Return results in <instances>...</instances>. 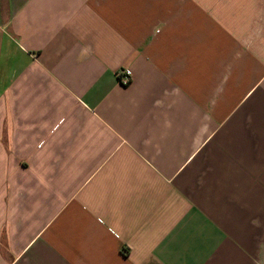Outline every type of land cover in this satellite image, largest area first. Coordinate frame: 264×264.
<instances>
[{
	"label": "crops",
	"instance_id": "obj_1",
	"mask_svg": "<svg viewBox=\"0 0 264 264\" xmlns=\"http://www.w3.org/2000/svg\"><path fill=\"white\" fill-rule=\"evenodd\" d=\"M0 264H264V0H0Z\"/></svg>",
	"mask_w": 264,
	"mask_h": 264
},
{
	"label": "built area",
	"instance_id": "obj_2",
	"mask_svg": "<svg viewBox=\"0 0 264 264\" xmlns=\"http://www.w3.org/2000/svg\"><path fill=\"white\" fill-rule=\"evenodd\" d=\"M120 82L124 85L129 84L131 80V72L128 69H122L119 72Z\"/></svg>",
	"mask_w": 264,
	"mask_h": 264
}]
</instances>
